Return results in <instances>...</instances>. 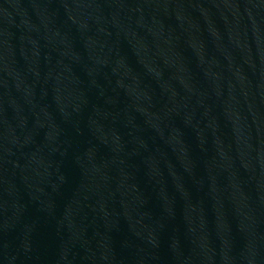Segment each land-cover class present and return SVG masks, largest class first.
I'll return each mask as SVG.
<instances>
[{"label":"water","instance_id":"95a60500","mask_svg":"<svg viewBox=\"0 0 264 264\" xmlns=\"http://www.w3.org/2000/svg\"><path fill=\"white\" fill-rule=\"evenodd\" d=\"M0 264H264V0H0Z\"/></svg>","mask_w":264,"mask_h":264}]
</instances>
